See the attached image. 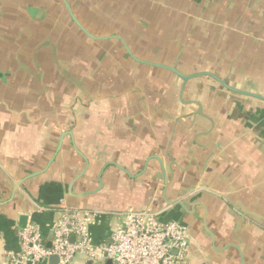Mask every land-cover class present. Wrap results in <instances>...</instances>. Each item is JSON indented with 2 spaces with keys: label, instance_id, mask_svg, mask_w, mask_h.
<instances>
[{
  "label": "crops",
  "instance_id": "crops-1",
  "mask_svg": "<svg viewBox=\"0 0 264 264\" xmlns=\"http://www.w3.org/2000/svg\"><path fill=\"white\" fill-rule=\"evenodd\" d=\"M84 1L0 0V262L21 215L50 248L61 210L99 243L150 206L189 264H264V100L153 65L264 98V0Z\"/></svg>",
  "mask_w": 264,
  "mask_h": 264
},
{
  "label": "built area",
  "instance_id": "built-area-1",
  "mask_svg": "<svg viewBox=\"0 0 264 264\" xmlns=\"http://www.w3.org/2000/svg\"><path fill=\"white\" fill-rule=\"evenodd\" d=\"M114 224L108 241L94 243L90 226L97 212L61 210L53 222L52 245L43 243L39 228L31 221L19 231L20 252L6 253L0 264H36L57 255L58 264H68L81 255L87 261L112 264H189L188 235L184 224L163 221L153 207L127 208Z\"/></svg>",
  "mask_w": 264,
  "mask_h": 264
},
{
  "label": "water",
  "instance_id": "water-1",
  "mask_svg": "<svg viewBox=\"0 0 264 264\" xmlns=\"http://www.w3.org/2000/svg\"><path fill=\"white\" fill-rule=\"evenodd\" d=\"M66 7L68 8V5L66 4ZM86 32V31H85ZM134 58V57H133ZM155 66H158L160 68H164V69H167L168 71L172 72L173 74L177 75L178 77H180L183 81H186L187 79L189 78H192V77H196L197 75H209L211 77H213L214 79H216L217 81H219L223 86H225L226 88L232 90V91H235V92H239V93H243L245 95H249V96H252V97H258V98H261L264 100L263 97L259 96V95H256V94H252V93H246V92H241V91H237L236 89L228 86L226 84L225 81H222L220 80L218 77L214 76L212 73H207V72H203V73H196V74H184L182 73L181 71H179L176 67H172V66H168V65H162V64H153ZM26 219H27V216L26 215H21L20 217V221L22 222L21 223V226L24 227L25 224H26ZM241 259H242V256H241ZM48 260L50 261L51 264H58L59 263V258L57 255H51L48 257ZM106 264H112V261L111 260H107L105 261ZM243 259H242V264H243Z\"/></svg>",
  "mask_w": 264,
  "mask_h": 264
},
{
  "label": "rangeland",
  "instance_id": "rangeland-1",
  "mask_svg": "<svg viewBox=\"0 0 264 264\" xmlns=\"http://www.w3.org/2000/svg\"><path fill=\"white\" fill-rule=\"evenodd\" d=\"M68 1V3L70 4V7L72 8V10H73V8H75V4H74V2L73 1H76L77 2V6H80V8H82L83 7V3L85 2L84 0H67ZM86 1H89V0H86ZM73 2V3H72ZM59 3V2H58ZM114 4V3H113ZM174 6V5H173ZM195 6V5H194ZM119 5H116V8H115V11H117V10H119ZM58 9H59V11L60 12H57V13H66V10H65V7L61 4V3H59L58 4ZM74 11V10H73ZM118 12V11H117ZM66 15V14H65ZM58 24L61 22V21H57V20H55ZM63 22L64 23H66L67 22V19H65V20H63ZM78 33L81 35V37H82V39H83V35L78 31ZM79 35V36H80ZM75 36V35H74ZM78 36V37H79ZM76 37H77V35H76ZM65 39H67L66 37H64V39L62 40V41H58V42H55L57 45H58V47H61V46H63L64 44H65V42H66V40ZM22 41V40H21ZM20 44L22 43V42H19ZM38 47V46H37ZM47 47V46H46ZM50 47V46H49ZM56 47V46H55Z\"/></svg>",
  "mask_w": 264,
  "mask_h": 264
}]
</instances>
